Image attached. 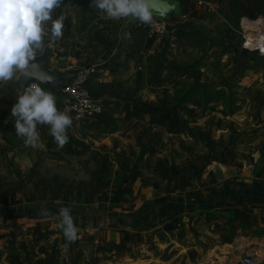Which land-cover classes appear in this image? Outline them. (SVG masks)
I'll return each instance as SVG.
<instances>
[{
	"label": "rangeland",
	"instance_id": "1",
	"mask_svg": "<svg viewBox=\"0 0 264 264\" xmlns=\"http://www.w3.org/2000/svg\"><path fill=\"white\" fill-rule=\"evenodd\" d=\"M170 2L162 19L188 22L203 8ZM205 2L218 13L227 1ZM238 13L226 20L239 47L241 23L264 21V5L254 19ZM57 15L62 37L45 38L36 57L50 52L57 81L41 87L66 113L62 87L74 67L97 66L90 90L105 113H66L62 147L47 125L37 126L35 147L25 146L10 110L32 82L20 73L0 82V264H264V61L231 56L229 47L200 53L207 38L189 24L150 38L91 0H62ZM60 206L72 210L75 242L57 227Z\"/></svg>",
	"mask_w": 264,
	"mask_h": 264
},
{
	"label": "clouds",
	"instance_id": "2",
	"mask_svg": "<svg viewBox=\"0 0 264 264\" xmlns=\"http://www.w3.org/2000/svg\"><path fill=\"white\" fill-rule=\"evenodd\" d=\"M61 4L62 0H0V82L14 79L17 73L39 81L24 88L10 110L16 135L25 146L35 147L39 140L37 126L47 125L54 142L62 147L68 140L67 129L72 125L71 117L57 109L55 96L41 87L43 83H51V78L40 71L36 62L37 55L46 50L45 38L50 45L62 37L65 17L57 15L53 19L54 10ZM91 7L113 21L124 19L150 24L154 17L164 18L172 12L174 3L170 0H91ZM49 214L48 209H39V215ZM54 219L65 241L75 242L79 229L71 208L60 206Z\"/></svg>",
	"mask_w": 264,
	"mask_h": 264
},
{
	"label": "built area",
	"instance_id": "3",
	"mask_svg": "<svg viewBox=\"0 0 264 264\" xmlns=\"http://www.w3.org/2000/svg\"><path fill=\"white\" fill-rule=\"evenodd\" d=\"M199 6L207 10L218 9L217 6L205 0H199ZM259 20H245L241 23L243 29L241 48L264 61V28L259 27L261 21ZM179 24L180 22L172 17L166 19L154 17L150 24L136 22L135 28L145 30L150 38L162 39L176 31ZM97 73V66L74 67L73 76L62 87V93L66 97L64 109L67 114L82 120L98 119L104 116L103 99L93 96L89 91V86L94 82ZM242 264L255 263L251 257H247Z\"/></svg>",
	"mask_w": 264,
	"mask_h": 264
},
{
	"label": "crops",
	"instance_id": "4",
	"mask_svg": "<svg viewBox=\"0 0 264 264\" xmlns=\"http://www.w3.org/2000/svg\"><path fill=\"white\" fill-rule=\"evenodd\" d=\"M226 1L227 2L225 4L218 3V6H220V12L218 13H212V11L207 9L199 10V8L194 7V11L190 13L189 16L188 14H186L188 17H191V15H193L194 18L192 19L191 17L190 20L192 23H190V21H180L177 17H174L177 18L180 22L177 27L180 28L184 24H189L186 27V30L190 31L192 29H195L205 35V38H207V41L204 43L206 47L199 48L200 53H208L210 56H215L217 53H226L227 48L225 47H229L231 48V52L229 51V55L231 56L238 57L250 55L245 50H243L241 46L238 47L236 41L232 42L231 40L233 37L235 38V35L233 28L231 26H228L229 23L226 20V16L229 15L230 17H232V13L230 12V5L232 0ZM251 10L252 15H247L248 13L245 14L246 12L251 13ZM240 11L244 18L254 19L256 18V16H262V14L259 13V4L250 0H240ZM222 15L225 17L223 18ZM209 59H211V57H209ZM91 85L89 86L90 93ZM164 220L165 219H163V222Z\"/></svg>",
	"mask_w": 264,
	"mask_h": 264
},
{
	"label": "water",
	"instance_id": "5",
	"mask_svg": "<svg viewBox=\"0 0 264 264\" xmlns=\"http://www.w3.org/2000/svg\"><path fill=\"white\" fill-rule=\"evenodd\" d=\"M157 18H160V17L157 16ZM49 56H50V52L47 50L41 58L36 60V62L40 66V71L43 72V73H46L47 76H49L51 78V83H54V82L57 81V78L48 69ZM28 71L32 72V73H35L34 69H29ZM21 76H22V74H21ZM22 79L25 82H33V81L39 82L38 80H30V79H27V78H25L23 76H22ZM43 84L45 85L47 83H43Z\"/></svg>",
	"mask_w": 264,
	"mask_h": 264
},
{
	"label": "trees",
	"instance_id": "6",
	"mask_svg": "<svg viewBox=\"0 0 264 264\" xmlns=\"http://www.w3.org/2000/svg\"><path fill=\"white\" fill-rule=\"evenodd\" d=\"M255 3H260L261 5H264V0H250ZM240 8V0H232L230 5V12L232 13V17H235L236 19L239 17V13L237 10ZM228 18L231 19V17L228 15ZM150 45V43H149Z\"/></svg>",
	"mask_w": 264,
	"mask_h": 264
},
{
	"label": "bare ground",
	"instance_id": "7",
	"mask_svg": "<svg viewBox=\"0 0 264 264\" xmlns=\"http://www.w3.org/2000/svg\"><path fill=\"white\" fill-rule=\"evenodd\" d=\"M259 27H263V28H264V21H263V20H261V21L259 22Z\"/></svg>",
	"mask_w": 264,
	"mask_h": 264
}]
</instances>
